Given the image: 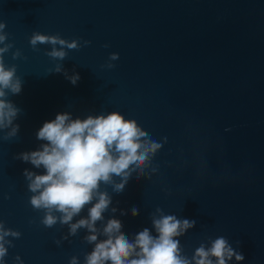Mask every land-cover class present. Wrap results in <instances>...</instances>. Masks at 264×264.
I'll return each mask as SVG.
<instances>
[{
  "label": "water",
  "instance_id": "obj_1",
  "mask_svg": "<svg viewBox=\"0 0 264 264\" xmlns=\"http://www.w3.org/2000/svg\"><path fill=\"white\" fill-rule=\"evenodd\" d=\"M0 23L14 44L5 64L23 82L8 96L21 109L19 133L4 140L0 131V221L22 233L6 264L17 255L24 264H69L73 256L84 264L94 247L87 231L63 240L67 226L40 223L44 212L31 206L23 173L44 170L16 157L46 143L36 134L57 114L112 112L163 147L152 159L158 171L146 169L151 179L133 174L122 193L101 185L112 197L104 222L119 219L129 239L144 228L155 236L151 214L161 208L196 221L178 238L183 255L223 236L242 264H264V0H0ZM35 32L91 45L53 60L45 55L51 45L32 49ZM113 53L118 60L110 61ZM58 64L79 81L55 72ZM86 216L87 208L73 222Z\"/></svg>",
  "mask_w": 264,
  "mask_h": 264
},
{
  "label": "clouds",
  "instance_id": "obj_2",
  "mask_svg": "<svg viewBox=\"0 0 264 264\" xmlns=\"http://www.w3.org/2000/svg\"><path fill=\"white\" fill-rule=\"evenodd\" d=\"M6 27L5 23H0V45H3L0 47V131L6 132L4 140H10L19 133L20 126L14 121L21 109L8 96L19 95L23 82L17 76V66H7L4 61L5 54L14 47L7 42ZM29 43L37 52L39 45H51V51L45 55L58 61L67 58L65 49L79 50L82 46L91 45V41H84L82 45L80 40L69 41L59 34L39 32L32 34ZM21 57L19 49L12 54L14 60ZM23 59L27 60V57ZM109 59L116 61L119 54L113 53ZM107 67L111 69L115 65L109 63ZM55 72H63L73 85L80 79L79 74L70 76L62 64L56 66ZM36 135L38 140L46 143L41 144L39 150L16 157L44 170V174L27 169L23 173L28 191L33 194L30 204L35 210L44 212L40 223L45 227L53 228L57 223L68 227V235L63 240L77 236L81 229L87 231L83 239L94 247L85 254L84 264H230L233 258L237 264L244 261V255L234 250L223 236L209 240L208 245L201 243L191 258L183 255L178 238L194 229L196 221L165 214L161 208L151 214L155 236L150 229L144 228L129 239L122 231L119 219L104 222V213L109 210L112 197L107 191H101L102 184L122 193L133 174L138 178L151 179V175L146 176V169L150 168L152 174L158 171L152 167V159L163 144L154 141L136 120L126 119L119 112L89 115L86 119H73L71 114L62 113L45 122ZM163 143H167L166 137ZM117 177L120 182H117ZM86 208L87 216L73 222ZM117 211L112 208L113 214ZM132 215L138 216L139 209L133 208ZM98 222L100 227H97ZM101 236L105 239L101 240ZM21 237V232L6 228L5 222L0 221V264H6L9 248L15 247L13 240ZM55 243L59 246L62 241ZM15 261L24 264L19 255ZM69 264H80V260L73 256Z\"/></svg>",
  "mask_w": 264,
  "mask_h": 264
}]
</instances>
